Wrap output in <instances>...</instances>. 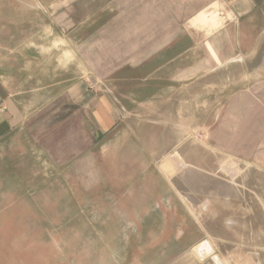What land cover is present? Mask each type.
Here are the masks:
<instances>
[{
    "label": "rangeland",
    "instance_id": "374dc122",
    "mask_svg": "<svg viewBox=\"0 0 264 264\" xmlns=\"http://www.w3.org/2000/svg\"><path fill=\"white\" fill-rule=\"evenodd\" d=\"M112 8L113 0H0V47H44L35 62L45 63L36 73L45 80L64 49L50 53L56 37L50 28L83 23V32L92 31L108 18L97 15ZM249 10L242 22L233 19L231 65L189 86L185 96L168 97V105L159 99L155 112L123 113L116 134L91 140L94 164L106 175L96 177L102 201L78 191L92 161L84 170L77 160L56 167L33 129L0 144V264H264V170L256 161L216 158L206 142V126L227 95L264 80V0H251ZM216 19L199 18L214 25ZM241 24L248 50L238 47ZM84 81L96 93L98 82ZM44 99L30 94L22 101L27 109ZM2 101L0 93V109ZM39 114L26 117L31 122ZM146 185L152 200L131 201Z\"/></svg>",
    "mask_w": 264,
    "mask_h": 264
},
{
    "label": "crops",
    "instance_id": "0c3cea01",
    "mask_svg": "<svg viewBox=\"0 0 264 264\" xmlns=\"http://www.w3.org/2000/svg\"><path fill=\"white\" fill-rule=\"evenodd\" d=\"M250 1L113 0L109 12L97 15L108 18L92 31L83 32V23L76 28L66 24L60 28L64 31L60 37L59 26L50 28L56 34L55 40L50 39L52 34L50 38L46 35L51 41L50 53L60 45L64 49L63 58L49 64L45 80L36 78L45 63L35 62L37 55L43 57L44 47L33 48L34 42L17 49L0 47V144L20 131L33 129L37 143L45 144L56 167L77 160L84 170L92 161L91 170L82 174L78 191L88 197L96 193L102 201L99 194L103 186L96 177L106 175L99 164H94L98 160L95 153L91 154V140L94 145L111 131L116 134L123 125V113L155 112L153 105L159 99L163 105L166 97L168 105V97L185 96L189 86L231 65L235 53L233 19L242 22L249 15ZM202 15L216 17L217 24H203L199 20ZM241 25L236 32L242 41L238 47L248 50V28ZM26 56H32L33 61ZM54 65L59 66L54 69ZM83 79L98 82L96 93ZM31 83L33 87H29ZM223 91L227 95V88ZM30 94L45 99L41 105L25 109L22 100ZM224 101L206 126L207 147L216 158L248 164L256 161L264 170V80L229 93ZM30 110L40 113L31 122L26 117ZM16 166L17 160L10 169ZM221 167L222 163L217 171L222 172ZM91 177L95 179L91 181ZM151 195L152 185H146L141 197L131 195L130 199L148 202Z\"/></svg>",
    "mask_w": 264,
    "mask_h": 264
},
{
    "label": "bare ground",
    "instance_id": "6f19581e",
    "mask_svg": "<svg viewBox=\"0 0 264 264\" xmlns=\"http://www.w3.org/2000/svg\"><path fill=\"white\" fill-rule=\"evenodd\" d=\"M198 251H200V247H199ZM209 253H210V252H209ZM215 259H216V258H215ZM216 261H217V259H216Z\"/></svg>",
    "mask_w": 264,
    "mask_h": 264
}]
</instances>
